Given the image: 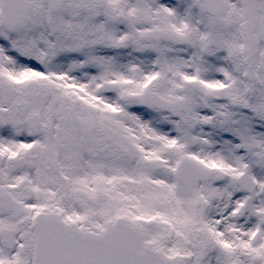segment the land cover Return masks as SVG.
<instances>
[{"label":"snow or ice","instance_id":"6c2138e0","mask_svg":"<svg viewBox=\"0 0 264 264\" xmlns=\"http://www.w3.org/2000/svg\"><path fill=\"white\" fill-rule=\"evenodd\" d=\"M0 264H264V0H0Z\"/></svg>","mask_w":264,"mask_h":264}]
</instances>
